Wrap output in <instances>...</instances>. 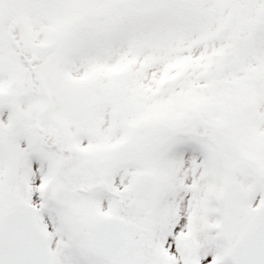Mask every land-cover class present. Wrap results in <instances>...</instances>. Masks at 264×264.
<instances>
[{
    "label": "snow or ice",
    "instance_id": "6c2138e0",
    "mask_svg": "<svg viewBox=\"0 0 264 264\" xmlns=\"http://www.w3.org/2000/svg\"><path fill=\"white\" fill-rule=\"evenodd\" d=\"M0 264H264V0H0Z\"/></svg>",
    "mask_w": 264,
    "mask_h": 264
}]
</instances>
